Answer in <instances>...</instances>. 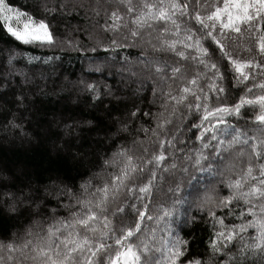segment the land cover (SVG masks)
Returning <instances> with one entry per match:
<instances>
[{
	"label": "snow or ice",
	"instance_id": "1",
	"mask_svg": "<svg viewBox=\"0 0 264 264\" xmlns=\"http://www.w3.org/2000/svg\"><path fill=\"white\" fill-rule=\"evenodd\" d=\"M83 6L0 0V129L73 173L0 165V264H264V0H110L95 43L61 31ZM72 52L34 134L10 77Z\"/></svg>",
	"mask_w": 264,
	"mask_h": 264
},
{
	"label": "trees",
	"instance_id": "2",
	"mask_svg": "<svg viewBox=\"0 0 264 264\" xmlns=\"http://www.w3.org/2000/svg\"><path fill=\"white\" fill-rule=\"evenodd\" d=\"M29 2L30 0H15L18 6H24ZM65 2H68V0H65ZM71 2L82 3L84 6L79 9L78 14L76 10H73V13L68 16L69 22L75 27L71 30L61 27V31L65 33L71 31V35L75 39L80 40L81 43H95L103 40L105 33L102 31L101 25L104 23V13L99 6L109 3L110 0H71ZM97 11H99V15L96 14ZM84 29H87L88 34H90V40L89 36L83 32ZM6 40L7 37L0 33V48L6 47ZM11 46L15 47V44ZM55 54L63 55L59 50H56ZM85 55L88 54L86 53ZM69 56L70 59L65 57L62 67L57 69L38 67L34 71H29L28 68H23L25 61L18 63L17 68H23L26 76L31 78V83L25 82V77L19 75L10 77L12 90L17 92L24 91L28 97L25 106L31 105V107L25 113L29 120V124L26 127H30L34 134L41 133L48 127L49 121L53 118V113L64 112L69 115L71 111L75 110L73 102L64 99L68 93L60 91V88L67 83L63 79L62 73L80 75L82 67L87 70L88 62L82 61L76 52L70 53ZM73 78L71 75L68 77V79ZM0 91L4 90L0 89ZM8 108L16 111L15 104H5L0 100V124L3 123L5 110ZM0 165L8 168L23 165L37 175H41L49 167L55 166L67 172L69 176L73 174L71 161L67 159L50 160L46 141L40 140L37 143L22 146L20 141L14 140L11 134L5 139L2 129H0ZM6 227H8V222L0 221V229Z\"/></svg>",
	"mask_w": 264,
	"mask_h": 264
}]
</instances>
